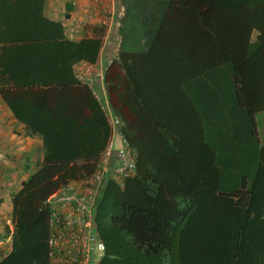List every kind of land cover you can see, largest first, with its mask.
<instances>
[{"label":"trees","instance_id":"16d2710c","mask_svg":"<svg viewBox=\"0 0 264 264\" xmlns=\"http://www.w3.org/2000/svg\"><path fill=\"white\" fill-rule=\"evenodd\" d=\"M45 0H0V97L43 156L11 197L0 264H49L48 199L92 175L112 136L73 65L95 64L103 29L78 43ZM111 109L137 152L123 185L105 182L98 264H264V0H119ZM9 83L11 86H9ZM41 84L49 89H33ZM259 164L249 186V155Z\"/></svg>","mask_w":264,"mask_h":264},{"label":"built area","instance_id":"2783aa9c","mask_svg":"<svg viewBox=\"0 0 264 264\" xmlns=\"http://www.w3.org/2000/svg\"><path fill=\"white\" fill-rule=\"evenodd\" d=\"M111 65L109 60L108 66ZM99 76L103 85L102 71ZM76 78L87 85L94 84L87 71L80 70ZM102 95L105 97L103 100L95 92L99 103L105 102V105H100L114 135L99 156L92 175L69 182L48 199L49 264H98L105 251L94 221L98 196L108 180L122 184L135 173L137 152L128 145L119 130L120 121L110 108L104 87ZM115 135L117 140H114Z\"/></svg>","mask_w":264,"mask_h":264},{"label":"crops","instance_id":"0c3cea01","mask_svg":"<svg viewBox=\"0 0 264 264\" xmlns=\"http://www.w3.org/2000/svg\"><path fill=\"white\" fill-rule=\"evenodd\" d=\"M93 9L94 7H90L89 3L85 0H45L43 16L50 21L62 24L64 39L78 43L87 38L86 35L90 34L89 29L83 30V26L86 24L90 25L96 20L95 13L92 14ZM70 28H75V31H71ZM90 35L88 37H91ZM110 46L108 45L104 55L103 49L101 50L100 57L95 64L90 65L86 62L74 64L72 69L75 76H77L80 70L87 71L91 80L93 79L95 82L94 74L97 73L96 75H99L101 73L100 67L104 61V57H108L113 53ZM1 47L2 45L0 44V49ZM9 86H11L10 83ZM88 86L95 94L92 86ZM49 88L38 84L33 89ZM102 98L105 99L104 96ZM100 104H103V102H100ZM255 121L258 132L260 121L264 122V111L256 114ZM28 131L29 129L24 124L19 123L14 118L12 112L0 97V195L7 196L5 205L7 204L10 210L12 195L21 189L22 182L31 178L42 161V140L36 135H30ZM258 139L259 148L264 147V135L260 138V133L258 132ZM248 159L251 163L248 173L249 186L251 187V179L255 177L260 162L257 151L249 155ZM119 185L122 186L123 183Z\"/></svg>","mask_w":264,"mask_h":264},{"label":"rangeland","instance_id":"374dc122","mask_svg":"<svg viewBox=\"0 0 264 264\" xmlns=\"http://www.w3.org/2000/svg\"><path fill=\"white\" fill-rule=\"evenodd\" d=\"M85 1L89 3L90 7H94L92 14L95 13L96 20L94 21V23L90 25L86 24L85 26H83V30L89 29L90 32V30L93 29L94 27H97L101 30L103 29V44H102L103 55L105 53V50H107L108 45L109 46L111 45L110 46V48H112L111 52L113 50V53H111L110 56L108 57L103 56L104 61L100 67L103 74V85H101L100 83L101 82L100 76L96 75L97 73L94 74L95 82L94 84H92V88L94 89L96 94H98L100 97H103L102 95L103 87L105 88L107 93V89L105 85V75L107 71L113 67V64L111 66H108V61L111 60L112 63H114L115 59L118 56L119 37L117 34V30L119 27V22L122 17V11L119 7V0H85ZM70 30L75 31V28H70ZM108 102L111 108L109 97H108ZM103 105H105V102H103ZM119 130H121L120 125H119ZM258 132L260 133V138H262L264 135V122L262 123L260 121ZM116 138L117 135H115L114 140H117ZM6 199L7 196L0 195V259H2L10 250L9 249L10 236H11V231L13 229L11 224L12 210H10L7 204L5 205Z\"/></svg>","mask_w":264,"mask_h":264}]
</instances>
